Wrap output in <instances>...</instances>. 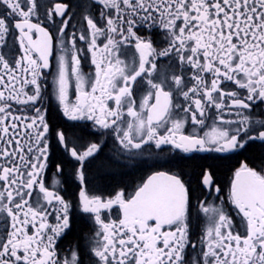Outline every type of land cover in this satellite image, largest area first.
Masks as SVG:
<instances>
[{"label": "snow or ice", "instance_id": "1", "mask_svg": "<svg viewBox=\"0 0 264 264\" xmlns=\"http://www.w3.org/2000/svg\"><path fill=\"white\" fill-rule=\"evenodd\" d=\"M105 138L116 165L158 150L132 191L91 185ZM256 142L264 0H0V264H264V164L225 198L199 155Z\"/></svg>", "mask_w": 264, "mask_h": 264}, {"label": "flooded vegetation", "instance_id": "2", "mask_svg": "<svg viewBox=\"0 0 264 264\" xmlns=\"http://www.w3.org/2000/svg\"><path fill=\"white\" fill-rule=\"evenodd\" d=\"M54 105L55 101H51ZM49 119L53 122L60 123L67 127L70 133H76L77 135H84L87 138L95 139V137H90L87 130H81L73 128L72 125L76 122L67 121L66 118L62 116L59 110L52 107L49 111ZM83 123V122H80ZM107 141V146L103 148V151L99 153L94 159H91L87 164V175L88 179L91 181V185L94 189L98 191H104L105 193L114 192L115 190L126 189L127 191H132L133 188L140 183L141 179L149 174L150 171L154 170L151 165L155 159L150 153L152 151H158L153 149H146L145 155L141 158L127 161L123 164L116 165L111 163L112 156V141L105 138ZM167 150V146H165ZM62 151V150H61ZM202 156L216 157V159H210L208 162L212 163L217 170L224 168L226 170L224 178L217 177V183L222 188L221 195L225 198L228 194V186L232 177V172L236 167L239 166V161L247 160L250 166L259 167L264 164V144L260 142L254 143L251 148L245 152L243 155L237 154H219V153H202ZM228 157V158H223ZM68 164L65 168V175L68 177V184L65 187L68 190L69 195L76 191V181L73 169L76 167L77 162L68 157ZM59 162V160H57ZM106 166H111L107 168ZM106 167V168H105ZM193 165L188 164L185 167V171L189 178H192ZM217 174V172H216ZM199 194V193H197ZM113 213L115 209L112 210ZM79 229L82 231L78 233ZM90 231L89 222L76 217L73 222V228L71 233H69L64 239V246H67L69 241H75L76 237L87 233Z\"/></svg>", "mask_w": 264, "mask_h": 264}, {"label": "trees", "instance_id": "3", "mask_svg": "<svg viewBox=\"0 0 264 264\" xmlns=\"http://www.w3.org/2000/svg\"><path fill=\"white\" fill-rule=\"evenodd\" d=\"M107 168H110L111 166H106ZM105 167V168H106ZM217 172V177L218 178H224L225 177V173H226V170H224V168H220L219 170L216 171ZM82 231V228L79 229L78 227V233H80Z\"/></svg>", "mask_w": 264, "mask_h": 264}]
</instances>
